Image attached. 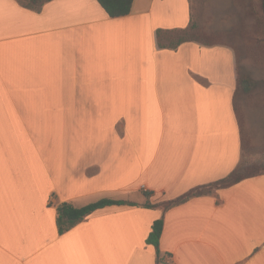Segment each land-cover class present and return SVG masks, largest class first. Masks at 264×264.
<instances>
[{"label": "crops", "instance_id": "0c3cea01", "mask_svg": "<svg viewBox=\"0 0 264 264\" xmlns=\"http://www.w3.org/2000/svg\"><path fill=\"white\" fill-rule=\"evenodd\" d=\"M192 22L191 0L120 18L97 0H0V264H264V173L173 204L244 158L234 50L160 46ZM105 198L137 205L59 233L58 206Z\"/></svg>", "mask_w": 264, "mask_h": 264}, {"label": "rangeland", "instance_id": "374dc122", "mask_svg": "<svg viewBox=\"0 0 264 264\" xmlns=\"http://www.w3.org/2000/svg\"><path fill=\"white\" fill-rule=\"evenodd\" d=\"M191 4L197 24L191 34L202 43L230 46L236 55L237 69L252 80V93L239 94L235 100L244 138L240 172L264 173V12L261 0H191ZM169 37L177 40L179 34Z\"/></svg>", "mask_w": 264, "mask_h": 264}, {"label": "trees", "instance_id": "16d2710c", "mask_svg": "<svg viewBox=\"0 0 264 264\" xmlns=\"http://www.w3.org/2000/svg\"><path fill=\"white\" fill-rule=\"evenodd\" d=\"M18 1L25 8L39 11L41 10V8L45 3L50 2L52 0H18ZM97 1L111 18H120V17H125L131 13L133 8V3L135 0H97ZM261 7L264 12V4L261 3ZM196 29H197V24L193 20L192 24L188 28L182 29L180 31L163 32L159 30L158 38L160 41L161 48L176 49L185 42H198L204 45H212L208 43H202L198 39H196L193 36V34H191ZM175 33L179 34L178 39L177 40L169 39L170 38L169 36ZM167 40L169 41V43L165 44L164 41ZM237 72H238V79H237L238 82H237L236 97L239 94L249 95L253 91V83L251 78L239 69H237ZM241 170L242 167H239L228 178L221 180L215 184L193 190L190 193L186 194L185 196L173 202V204H178L180 202L186 201L190 197L201 195L205 192H209L214 187H218V186L222 187V186H228L230 184H236L244 179L252 178L262 174V173L241 174L240 172ZM145 195L147 197L150 196L149 193H146ZM136 205L137 204L133 202H128L125 200H113L110 198L101 199L97 202L91 203L83 207H76L71 202H65L60 206H58L57 209V226L59 233L64 234L72 230L74 227H76L81 222L89 218L93 213H95L98 210L112 206H136ZM145 207L153 208L155 206L151 204H147ZM163 224H164L163 219L156 220L153 224L152 231L150 232L147 239V243L155 247L158 256L160 255V243L163 233Z\"/></svg>", "mask_w": 264, "mask_h": 264}, {"label": "built area", "instance_id": "2783aa9c", "mask_svg": "<svg viewBox=\"0 0 264 264\" xmlns=\"http://www.w3.org/2000/svg\"><path fill=\"white\" fill-rule=\"evenodd\" d=\"M165 263L166 264H176V262L170 257L165 258Z\"/></svg>", "mask_w": 264, "mask_h": 264}, {"label": "snow or ice", "instance_id": "6c2138e0", "mask_svg": "<svg viewBox=\"0 0 264 264\" xmlns=\"http://www.w3.org/2000/svg\"><path fill=\"white\" fill-rule=\"evenodd\" d=\"M261 3L264 4V0H261Z\"/></svg>", "mask_w": 264, "mask_h": 264}]
</instances>
